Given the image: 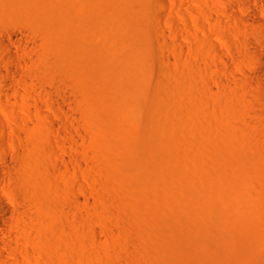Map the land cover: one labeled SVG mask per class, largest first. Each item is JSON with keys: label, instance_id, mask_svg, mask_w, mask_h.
Returning <instances> with one entry per match:
<instances>
[{"label": "rangeland", "instance_id": "rangeland-1", "mask_svg": "<svg viewBox=\"0 0 264 264\" xmlns=\"http://www.w3.org/2000/svg\"><path fill=\"white\" fill-rule=\"evenodd\" d=\"M172 1L159 20L155 0H0V54L32 33L46 73L25 88L0 61L22 147L6 142L4 189L28 210L32 264H264V63L229 16L264 0Z\"/></svg>", "mask_w": 264, "mask_h": 264}, {"label": "bare ground", "instance_id": "bare-ground-1", "mask_svg": "<svg viewBox=\"0 0 264 264\" xmlns=\"http://www.w3.org/2000/svg\"><path fill=\"white\" fill-rule=\"evenodd\" d=\"M156 8L154 14L156 18L161 20L164 18L165 11L168 10V0H155ZM172 1V0H171ZM177 0H174V3ZM173 2V1H172ZM192 7V6H191ZM190 13L194 9L189 8ZM230 17L234 19H241L242 21H248V25L239 27L238 30L244 32L255 38L248 39L243 42V48L248 52V54L258 63H264V15L256 14L252 12L248 14L245 18H240L237 14L230 12ZM181 20H186L187 17L183 12H180ZM203 27V26H202ZM216 29H213V32H216ZM23 35L26 38H29L28 50L25 53H18L12 49V42L14 46L23 44L22 41L18 39V34L16 32H10L7 34V37L1 40V46L4 48L5 52L0 54V61L6 66L7 76H11L13 79L18 81V84L22 87H28L29 82L35 80H42L46 77L44 70L40 69L36 63L38 60H42L38 53V44L36 37L29 32L23 31ZM222 48H227L229 45L226 44L223 40L220 41ZM19 44V45H20ZM24 45V44H23ZM47 50H54L55 48L47 45ZM212 49L216 56L227 64V70L230 69L228 66L229 59L226 55L220 50L218 45L212 44ZM236 53L241 54L242 50L236 48ZM57 59L50 60L52 63H58ZM260 67L254 68L256 83L259 85V93L261 98L264 101V82L258 80V74L263 72ZM6 77L4 79L5 83H8L9 79ZM41 82L36 84V87L44 94L46 97L52 100L58 98L64 99L65 94L61 92L57 87H42ZM40 110V108H38ZM56 113V109L51 106V111ZM41 111V110H40ZM44 111H41V113ZM188 112V111H187ZM12 115L16 121L21 123L24 121V118L16 112L15 108L12 109ZM51 128L55 129L57 127L56 121H49ZM7 132L11 135H15L16 139H12L6 136ZM9 142L10 145L19 152H22V147L20 145V135L17 133L16 127L10 125L2 114H0V154L1 157L5 160V163L0 166V264H32V259L35 258V252L30 248V241L27 239L24 234V228L27 224L26 216L29 214L26 208L19 206V204L12 200L10 194L5 191V180L6 174L4 170H15L17 169L16 162L19 161V155H14L6 147V142ZM28 200L24 201V205Z\"/></svg>", "mask_w": 264, "mask_h": 264}]
</instances>
